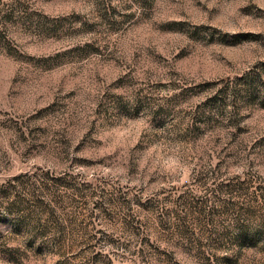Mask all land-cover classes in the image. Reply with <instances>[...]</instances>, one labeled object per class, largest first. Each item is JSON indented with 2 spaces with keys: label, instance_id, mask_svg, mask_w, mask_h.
I'll return each mask as SVG.
<instances>
[{
  "label": "rangeland",
  "instance_id": "1",
  "mask_svg": "<svg viewBox=\"0 0 264 264\" xmlns=\"http://www.w3.org/2000/svg\"><path fill=\"white\" fill-rule=\"evenodd\" d=\"M0 264H264V0H0Z\"/></svg>",
  "mask_w": 264,
  "mask_h": 264
}]
</instances>
